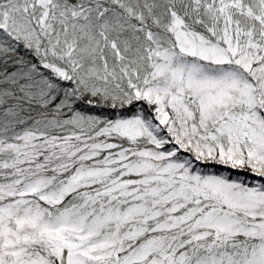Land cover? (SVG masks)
I'll use <instances>...</instances> for the list:
<instances>
[{
  "label": "snow or ice",
  "instance_id": "6c2138e0",
  "mask_svg": "<svg viewBox=\"0 0 264 264\" xmlns=\"http://www.w3.org/2000/svg\"><path fill=\"white\" fill-rule=\"evenodd\" d=\"M0 264H264V0H0Z\"/></svg>",
  "mask_w": 264,
  "mask_h": 264
}]
</instances>
